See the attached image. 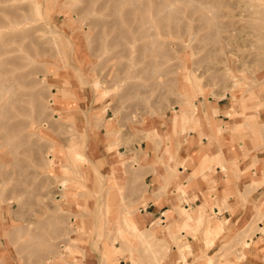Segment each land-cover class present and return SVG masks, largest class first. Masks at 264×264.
Listing matches in <instances>:
<instances>
[{"label":"rangeland","instance_id":"obj_1","mask_svg":"<svg viewBox=\"0 0 264 264\" xmlns=\"http://www.w3.org/2000/svg\"><path fill=\"white\" fill-rule=\"evenodd\" d=\"M154 4L0 2L10 9L0 11L7 20L29 16L0 22V82L10 86L0 106L16 100L11 115L0 113V235L21 264H61L64 250L76 253L73 246L93 232L101 264H120V258L131 264H230L231 256L240 263L246 249L260 243L255 233L264 200L255 206L254 223L219 247L222 226L213 224L214 210L194 221L199 227L193 236L205 244L200 256L184 255L189 243L182 231L190 233L194 223L183 205L180 225L159 219L158 227L142 230L134 221L148 206L149 188L136 176L142 166L136 146L164 139L152 130L159 120L180 121L185 133L202 123L196 105L230 103L234 126L221 131L241 137L244 155L264 152V0H165L164 15L172 16L164 22L153 20ZM144 13L148 33L142 36L133 27ZM71 99L80 109L71 107ZM94 133L109 151L124 148L132 156L88 180L82 172L91 163ZM77 180L89 187H79L80 202L72 209Z\"/></svg>","mask_w":264,"mask_h":264},{"label":"crops","instance_id":"obj_2","mask_svg":"<svg viewBox=\"0 0 264 264\" xmlns=\"http://www.w3.org/2000/svg\"><path fill=\"white\" fill-rule=\"evenodd\" d=\"M73 102L74 105L71 107H75V110L80 109L79 100ZM196 107L202 121L197 129L181 133L180 121L159 120L152 130L157 128L164 139L156 143L144 139L136 146L142 160V166L139 171L137 170L136 176L144 177L149 188L148 206L140 208L134 221L143 228L142 230L151 226L158 227L159 219L163 221L173 219V223L180 225L182 205L192 211L193 222L189 224L194 223V227L190 228V233L182 231L186 242L189 243L184 249L186 258L191 254L200 256L205 248L204 242L198 241L192 232L198 226L194 221L201 215L206 219V213L211 209L214 210L218 220L213 224L220 223L222 226L215 244L219 247L236 236L240 229L254 223L255 206L264 200V152L251 150L244 155L242 149L244 143L238 134L232 130L219 131V128L224 129L228 124L233 125L230 116L233 106L226 102L208 100ZM214 110L216 113H213ZM206 113L210 121L206 120ZM240 121L244 123L241 118ZM78 123L86 122L81 118ZM167 133H171L172 136L165 138ZM164 152L168 153L169 160L163 162H169V165L163 164L160 160ZM119 154L121 157L118 156ZM87 155L91 163L82 174L84 179L89 180L95 173L116 166L121 159L130 161L132 153L124 148L109 151L107 144L99 140L94 133L90 138ZM73 183L77 184V189L70 192L76 193L77 199L75 201L73 197H69L73 199L70 200L72 209L80 202L79 187L86 185L84 180ZM181 187L184 188L185 193L179 191ZM168 212L170 215H167ZM78 219L82 221L83 217ZM257 224L261 231L255 233V239L260 240V243L251 245L250 242L251 246L246 249V257L238 263V259L231 256L230 264H264V218ZM199 235L202 233L200 232ZM78 241L80 242L73 246L76 253H73L72 249L64 250V255H61L64 262L62 261L61 264H101V243L96 238V233L90 234L88 240L87 236L83 235L82 240ZM0 264H21L3 234L0 235ZM120 264L131 263L120 258Z\"/></svg>","mask_w":264,"mask_h":264},{"label":"bare ground","instance_id":"obj_3","mask_svg":"<svg viewBox=\"0 0 264 264\" xmlns=\"http://www.w3.org/2000/svg\"><path fill=\"white\" fill-rule=\"evenodd\" d=\"M4 1H6V0H0V2H4ZM123 1V0H122ZM125 1V0H124ZM133 1V0H132ZM141 1V0H140ZM155 1V4H154V6H155V10H154V13H153V20L154 21H156V22H158V21H161V22H164V21H166V19L168 18V16L169 17H171L172 16V14H167V15H164V12H163V7L166 5L165 4V0H154ZM127 2V1H126ZM136 2V1H135ZM112 3H114V2H112ZM128 4H130V3H128ZM136 4H138L137 2H136ZM113 5V4H112ZM114 6V5H113ZM145 6V3L143 2L142 4L140 3V4H138V7H144ZM113 10V9H112ZM119 10V9H118ZM140 10V9H139ZM161 10H162V12H161ZM0 11H3V12H8V11H10V9H8L6 6L5 7H2V6H0ZM120 11V10H119ZM118 13V12H117ZM146 13H144L143 15H141V17L139 16L138 18H140L139 19V23L138 24H136L137 26H135V27H133V29H135L134 31H138V33L139 34H141L142 36H145L148 32H147V30H146V28H145V25L147 24V16L145 15ZM119 16V15H118ZM14 18L13 19H10V20H7V19H5V17L3 16V15H1L0 14V22L1 23H4V22H9V23H11L12 21H14L15 23H16V20H14V19H16V18H29V16H25V15H20V16H17V15H14L13 16ZM120 17V16H119ZM124 17H125V13H124ZM117 18V17H116ZM127 18V17H126ZM125 18V19H126ZM175 18V17H174ZM131 19H133V18H131ZM127 20V19H126ZM130 21V20H129ZM128 21V22H129ZM129 24V23H128ZM130 24H131V22H130ZM211 24V23H210ZM163 26V25H162ZM142 27H144V28H142ZM131 29V28H130ZM172 29H173V27H172ZM173 32V31H172ZM163 33V32H162ZM180 36V35H179ZM130 37V36H129ZM181 38V37H180ZM143 49H145L146 50V47L144 46L143 47ZM155 51L157 52L158 51V49H155ZM12 59V58H11ZM15 58H13V60H14ZM5 62V61H4ZM148 63V62H147ZM154 67L156 66V61H154ZM155 69V68H154ZM156 71V70H155ZM187 75V74H186ZM2 79V78H1ZM1 79H0V81H1ZM2 82V81H1ZM1 82H0V99L3 97V95H4V93H5V91H9L8 89H9V87H7V88H5L4 86H3V84H1ZM5 83V82H4ZM14 86H15V84H14ZM11 90V89H10ZM193 90V89H192ZM10 92V91H9ZM8 93V92H7ZM11 94V93H10ZM9 97V96H8ZM180 97V96H179ZM3 99V98H2ZM184 99V98H183ZM54 100V99H53ZM52 101V100H51ZM55 101V100H54ZM15 102H16V100L15 99H12V100H8V101H6V103L5 104H3L4 102H1L3 105H1L0 106V113H2V114H4V115H11L12 114V112L10 111L11 109H10V107H11V105H12V103H14L15 104ZM18 104V103H17ZM37 107V106H36ZM13 111V110H12ZM21 111V110H20ZM85 113V112H84ZM57 113H55V115H56ZM86 116V115H85ZM61 117V116H60ZM15 122V121H14ZM37 126V125H36ZM17 127V125H13V127H11V129L14 131V129ZM229 127V126H228ZM227 128V127H226ZM226 128H224V129H226ZM223 128H220L219 129V131L221 132V130H224ZM220 132H219V134H220ZM218 134V135H219ZM3 137V136H2ZM50 155H52V154H49V156ZM54 161H56V159L54 160ZM62 164H64V163H62ZM102 192V191H101ZM110 201V200H109ZM145 201V200H144ZM87 208V207H86ZM99 208V207H98ZM83 209V208H82ZM127 210V209H126ZM89 211V210H88ZM99 212V211H98ZM97 212V213H98ZM128 219V217H125V219ZM126 221H128L129 222V224H130V221H131V217H129V219L128 220H126ZM53 231V230H52ZM209 231H211V229L209 230ZM53 234V233H52ZM63 248V247H62ZM246 257V256H245ZM61 259H62V257H61ZM66 262V261H65Z\"/></svg>","mask_w":264,"mask_h":264}]
</instances>
